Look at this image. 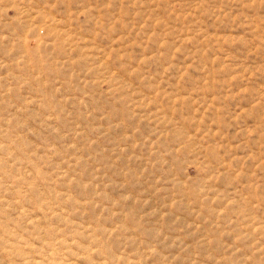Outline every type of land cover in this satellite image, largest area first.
Instances as JSON below:
<instances>
[{"label":"rangeland","instance_id":"374dc122","mask_svg":"<svg viewBox=\"0 0 264 264\" xmlns=\"http://www.w3.org/2000/svg\"><path fill=\"white\" fill-rule=\"evenodd\" d=\"M0 264H264V0H0Z\"/></svg>","mask_w":264,"mask_h":264}]
</instances>
